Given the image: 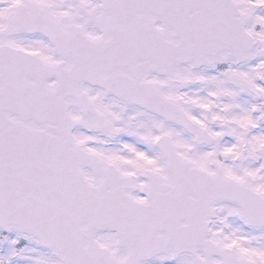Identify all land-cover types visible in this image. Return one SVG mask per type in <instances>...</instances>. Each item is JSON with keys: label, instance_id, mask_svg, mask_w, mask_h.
Here are the masks:
<instances>
[{"label": "snow or ice", "instance_id": "obj_1", "mask_svg": "<svg viewBox=\"0 0 264 264\" xmlns=\"http://www.w3.org/2000/svg\"><path fill=\"white\" fill-rule=\"evenodd\" d=\"M0 264H264V0H0Z\"/></svg>", "mask_w": 264, "mask_h": 264}]
</instances>
